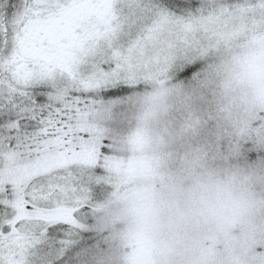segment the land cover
I'll return each instance as SVG.
<instances>
[{
	"label": "snow or ice",
	"instance_id": "1",
	"mask_svg": "<svg viewBox=\"0 0 264 264\" xmlns=\"http://www.w3.org/2000/svg\"><path fill=\"white\" fill-rule=\"evenodd\" d=\"M256 30L264 0H0V264H46V236L61 237L54 264H105L104 234L78 223L125 158L104 121L173 75L196 87Z\"/></svg>",
	"mask_w": 264,
	"mask_h": 264
},
{
	"label": "trees",
	"instance_id": "2",
	"mask_svg": "<svg viewBox=\"0 0 264 264\" xmlns=\"http://www.w3.org/2000/svg\"><path fill=\"white\" fill-rule=\"evenodd\" d=\"M243 57L245 66L234 81L225 77L227 83H236L234 88L224 84L216 90L214 98L209 96V101L194 97L185 101L189 104L190 118L196 114L195 121L181 123L174 116L177 113L170 115L172 127L168 134L172 140L178 139L183 148L176 153L171 151L166 166L152 169L146 183L119 199L129 196V192L130 196L142 193L145 198L135 202L133 215L131 208L120 210L125 216L119 219L118 232L130 231L131 242L132 235L148 230L149 224L152 233L146 232L148 237L155 239L156 233L162 232L164 237L158 239L170 241L173 247L156 249L146 264H264V256L258 255L264 252V157L258 155L257 161H249L245 153L253 149L243 147L248 141L264 149V134L253 127L258 115L264 113V47ZM127 98L130 97L123 99ZM148 102L141 115L129 111L116 122L104 121L111 135L115 132V137H122L131 158L140 154L139 145L144 146V142L164 141L161 128L156 125H159L157 117L170 108L168 100H164L159 110H149ZM148 110L149 116L154 117L149 138L123 131L128 130L133 120L137 121L133 129L141 128ZM188 148L193 149L191 160ZM118 161L117 165L129 170V162ZM174 164L178 171L172 175L170 168ZM111 169L109 172L114 173ZM130 204L129 197L124 207ZM164 223L168 226L162 229ZM126 239V235H121L124 245ZM121 264L138 263L129 260Z\"/></svg>",
	"mask_w": 264,
	"mask_h": 264
},
{
	"label": "rangeland",
	"instance_id": "3",
	"mask_svg": "<svg viewBox=\"0 0 264 264\" xmlns=\"http://www.w3.org/2000/svg\"><path fill=\"white\" fill-rule=\"evenodd\" d=\"M264 47V31L256 30L250 31L246 36L243 34L238 35L234 38L232 43L225 46L224 51L218 55L214 61L209 60L204 64V67L200 71V83L196 87H190L187 82L175 80L173 75L169 79V83L160 82L154 86L151 93L147 96L136 95L135 97H130L123 99L121 101V111L119 112V117L124 118L126 113L129 111H134L133 115H141L143 109L146 107L148 99L149 110L157 108L158 110L163 105L164 100H168L170 105L169 110L158 116L156 125L158 129L161 128V133L164 141L158 144H150L149 142H144L140 149V154L135 158H131L127 147L124 145L122 137L121 145L124 148V161L129 162V170L127 171L125 167H120L119 161L116 164H111L110 168L113 172H109L112 178V191L106 194L104 201L101 199L92 200L91 206L84 205L88 207V212L84 214V218L78 220V223L82 225V230L87 231H99L103 233L101 240V253L104 257L105 264H121L122 261L129 262V260L134 261L138 264H146L150 262V256L152 252L156 249L173 248L170 241L158 237L163 236L162 232L156 233L155 239L153 236H147L146 232L152 233V227L148 224L146 228L148 230L142 229L140 232L132 235L131 242L128 238L130 231L118 232V225L120 224L119 219L125 216V214L120 213L131 208V214L135 213L134 204L136 201H143L142 193L134 192L130 196L120 199L121 195L130 191L134 187L144 184L149 179V174L151 170H158L167 164V156L173 151L176 153L179 148L178 139L172 140L168 131L172 127V120L170 115L174 112L177 113L174 116L181 120V123L195 121L197 118L196 114H192L190 118V112L188 110V103L186 100L194 98H200L201 100L209 101V96L215 97L216 90L220 86L234 88L236 83H227L225 77L233 80L234 76L243 70L246 58L244 55L258 50ZM142 96V97H141ZM149 110L146 111L145 117L141 121V128L133 129L137 125V121H131L127 133L134 132L138 135L145 136L149 138L150 131L154 122V117L149 116ZM195 118V119H194ZM171 120V121H169ZM110 122H116V118H111ZM109 131V128H107ZM118 132V131H117ZM115 136V132L112 134ZM167 142H170L167 143ZM178 142V143H175ZM193 149H187L188 160L193 158ZM166 157V158H165ZM128 167V166H127ZM167 167L163 169L162 177H165V171ZM178 171L176 164L172 165L170 168V173L175 175ZM118 172V174H115ZM131 199V204L124 207V205ZM106 206L104 210L102 207ZM89 220L91 223H89ZM168 226V223L161 225L163 229ZM121 235H126V245H124L121 239ZM196 240V237H193ZM61 237H48L46 236L45 241L39 248V253L42 257L46 258V264H54V260L58 259L62 254L59 248ZM188 242V240H186ZM194 241H189L192 243ZM210 262H214L210 259ZM209 262V263H210ZM218 264L217 262H214Z\"/></svg>",
	"mask_w": 264,
	"mask_h": 264
}]
</instances>
